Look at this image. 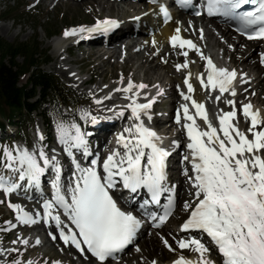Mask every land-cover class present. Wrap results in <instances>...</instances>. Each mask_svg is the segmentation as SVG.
Wrapping results in <instances>:
<instances>
[{
	"label": "snow or ice",
	"instance_id": "6c2138e0",
	"mask_svg": "<svg viewBox=\"0 0 264 264\" xmlns=\"http://www.w3.org/2000/svg\"><path fill=\"white\" fill-rule=\"evenodd\" d=\"M178 3L187 6L191 0H178ZM245 4L254 7L247 12H238L237 9ZM160 10L168 16L164 6ZM207 11L209 15L219 13L235 19L240 25L238 31L248 39H264V0H208ZM114 25L115 21L104 22L105 29ZM100 26L98 24L96 27ZM83 30L67 29L63 35L67 37ZM179 33L180 28L177 27L175 34L170 37L173 47L179 45L180 49H184L187 45L199 52L191 40L182 39ZM183 54L186 56L187 52ZM204 59L207 61V82L197 77L201 86L218 90L220 94L230 91L235 96V70L217 67L210 58ZM260 63L264 64V52L260 54ZM187 66L188 61L185 60L183 64H176L175 68L179 71ZM183 79L188 93L193 92L189 75H184ZM146 87L143 83L136 85L129 79L127 86L122 89L131 101L125 107L130 110L129 119L133 120V124L124 130L129 133L128 137H117L116 142L122 145L123 151L113 150L103 159L102 174L98 171V159H92L90 165L82 166L74 157L73 149H83L85 158L89 155L86 140L79 128L73 124L71 127L75 129V135H70L65 126H57L59 143L64 145V152L72 157L71 162L75 168L74 182L68 185L67 193L61 185L62 165L54 155L49 158L43 150L39 151L38 156L27 150H17L15 154L7 147L3 150L6 157L4 166L15 170L18 164L19 179L27 178L29 184L35 183L38 186L41 175L47 167H51L56 178L51 184L52 199L45 200L43 204V222H54L59 231V239L65 244L74 246L80 252L86 250L90 253L94 258L90 264H108L110 258L115 259L118 252L134 241L141 227L142 221L138 215L122 209L113 198L111 190L117 187L118 182L132 193L139 189L146 190L149 199L140 204L138 211L150 216L154 227L160 226L156 222L157 213H149L147 206L158 204L161 194L169 190L166 186L165 167L170 152L160 144L158 134L141 122L142 116L151 119L148 110L155 100V97H151L146 103L137 102L136 93ZM181 96L185 103L180 105L182 113L177 110L175 120L187 137L188 153L183 157V162H186L184 175L190 183L193 202H184L187 218L179 228L185 232L191 230L206 234L208 244L214 247H208L195 236L187 240L178 239L180 249H191L199 257L193 262L181 256L172 264H215L207 255L213 250H218L223 264H264V115L259 110L253 111L250 103L237 108L233 99H226L224 102L232 106V110L223 111L216 117L219 124L216 127L208 119L204 103L197 102L183 91ZM221 98V95L215 97L217 100ZM188 101H191L194 112L190 111ZM238 112H242L247 121L244 130L234 122ZM119 114L123 115V110ZM197 117L206 126L203 130L197 124ZM92 120L95 121L96 117L93 116ZM171 144L179 146L176 139H172ZM142 158H146V163H142ZM39 161L43 162V166ZM187 164L191 167L188 168ZM17 186V183L6 182L0 177V191L5 195L15 191ZM174 203L173 196H169L163 215L159 216L160 222L172 214ZM54 206L63 210L62 214L71 227L61 220L60 214L52 213ZM9 207L16 210V219L20 223L34 222L19 205L9 204ZM53 239H56L54 235ZM161 239L165 247L175 251L166 239ZM21 243L26 244L27 241ZM151 264H156V261Z\"/></svg>",
	"mask_w": 264,
	"mask_h": 264
},
{
	"label": "rangeland",
	"instance_id": "374dc122",
	"mask_svg": "<svg viewBox=\"0 0 264 264\" xmlns=\"http://www.w3.org/2000/svg\"><path fill=\"white\" fill-rule=\"evenodd\" d=\"M80 1L0 0V39L11 44L35 43L39 53L46 52L49 59L48 63L42 66L41 69L55 78L58 83L69 89L76 100L87 104L76 109L65 107L56 109L41 99V90L39 88L35 89L32 94L33 98L28 101L29 104L37 106L29 117L33 121V128L26 135L27 142L25 144L18 142L13 145H2L0 153L3 159L0 161V174L3 171V162L6 161L3 153L5 147L13 154L17 150H27L36 153L37 156L39 151L43 150L49 158L54 155L57 160L62 163L65 162L60 148L61 144L58 140L57 126L63 125L68 129L70 135H75V129L71 126L75 124L80 129V121H85L88 117L120 113L121 110L125 112V106L131 102L127 99L128 94L116 91L115 89H119L124 84L127 85L129 79L134 84H138L143 83L144 79L149 78L151 83H154L152 87H156L157 85L165 87V94L169 95V98L166 100L167 102L175 98L174 85L176 84L177 86L180 82L182 77L181 71L184 68L179 71L175 68L174 62L180 55L177 52L166 51L163 49L162 43L159 46L158 38H156L157 41L153 38L152 43H148L145 39L139 37L132 41L136 45L132 43L133 47H126L125 50L126 44L123 42H118L120 43L119 45L117 43L110 46L108 50H101L100 46L94 45L75 48L72 46L73 40L71 38L66 42H61L63 45L55 42L66 29L90 25L105 17L117 16L124 18L127 15H133L134 11H136L122 7L123 3H129L127 1L115 3L114 0H101V2L98 0L100 3L96 4L93 8L82 7ZM174 15L177 14L175 13ZM186 18L190 19V17ZM177 22L185 35H194V26L190 25L188 21L185 23ZM211 24L204 23L202 26L205 35L201 41L203 43L201 44V50L198 52L194 48L186 58L190 67V71L186 68V73L188 72L189 74L191 72V82L193 83V72L201 65L200 55L203 52L212 54L220 63L224 62L236 67L237 65H242L246 73H252L251 77L259 76L258 70L252 64L251 59H246L243 62L239 60L244 55H247V50H243L244 47L240 44L237 45L236 43L234 45L232 37L228 41L221 39L215 34ZM60 32L62 33L60 34ZM48 34L51 35L49 36ZM229 44H233V49L228 48ZM119 47L121 48V53L119 52ZM196 47H199L198 43H196ZM95 52L97 55H95ZM237 52L240 55H236ZM106 58H109V61ZM171 59L174 62H171ZM166 60H169L168 64ZM179 60L181 61L182 59ZM180 61H176V64H181ZM11 63L20 67L23 64V58L18 57L15 60L6 58L2 64L9 67ZM234 63L235 65H233ZM191 64L192 66H190ZM262 78H257V80L252 78L254 81L252 82L251 80L250 88L253 89V95H255L256 91L258 92L254 96V103L264 108V94L260 93L264 88L261 87L263 86L262 82H260ZM27 79L28 75L19 77L18 86H24ZM260 83L261 85L257 87V84ZM145 85L148 88V84L146 83ZM30 89L29 87L26 91L28 92ZM193 91L196 92L195 90ZM97 100L100 103H96ZM218 103L220 106H226L224 100ZM85 113L88 115L85 116ZM107 117L105 119L115 121V118L112 116ZM128 120L130 121L131 119L128 118ZM115 123L117 125L116 121ZM162 126H165L166 130L168 129L166 132H170V135L176 133L174 128L170 129L166 127V124L160 125L159 128L163 129ZM49 133L51 136L48 142L43 145L44 139ZM102 133L105 135L106 131ZM161 133L164 134L163 132ZM7 136H9L8 132L7 134H2L0 138ZM40 138L44 142H38ZM39 162L42 163V161ZM16 167L19 168L20 166L17 164ZM9 198L15 201V196L6 197L0 194V227L1 229L4 226L5 228L7 227L6 230L0 229V264H14L16 261H22L25 264H53V262H58V264H89V262L76 258L74 254L70 253L67 249H63L55 242H50L47 235H44L45 233H43L44 236L41 238H30L29 236L32 233L38 232L39 234L40 228L28 229L20 226L21 224L13 219L8 206H3L2 200L7 204ZM25 207L33 208L34 205L28 203ZM179 214L182 215V209L178 210L176 217H173L167 225L161 227L158 231H146V234L140 238L134 249L126 254L125 259L129 260L130 264H149L152 260L163 262L165 259L169 260L172 258L174 254L163 248L159 237H164L172 244L171 239H175V236L172 234L175 233L176 224L181 217L180 215L178 218ZM11 225L19 226L15 231L9 233L7 231L11 229ZM18 230H21V233ZM27 233L30 234L26 235ZM25 240L27 241L26 244L21 243V241ZM37 240H39V243H37ZM148 251L153 252L148 254ZM172 252L176 253V251Z\"/></svg>",
	"mask_w": 264,
	"mask_h": 264
},
{
	"label": "trees",
	"instance_id": "16d2710c",
	"mask_svg": "<svg viewBox=\"0 0 264 264\" xmlns=\"http://www.w3.org/2000/svg\"><path fill=\"white\" fill-rule=\"evenodd\" d=\"M18 57L23 58L20 67L12 63L9 67L2 64L6 58L15 60ZM48 61L46 52L39 53L35 43L11 44L0 39V129L19 119L21 131L18 138L24 141V135L33 125L29 119L33 109L27 103L33 92L28 93L27 88H40L42 97H48L54 107H76L73 93L41 70ZM24 75H28V79L24 86L19 87L18 79Z\"/></svg>",
	"mask_w": 264,
	"mask_h": 264
},
{
	"label": "bare ground",
	"instance_id": "6f19581e",
	"mask_svg": "<svg viewBox=\"0 0 264 264\" xmlns=\"http://www.w3.org/2000/svg\"><path fill=\"white\" fill-rule=\"evenodd\" d=\"M80 1V0H79ZM125 1H127V2H129V3H123L122 4V7L124 8V7H127L128 9H131V10H136V11H139L141 8H142V6H143V4H140V3H138L137 2V0H125ZM81 2V1H80ZM100 2H101V0H100ZM100 2H98V0H84V1H82L81 3V6L82 7H89V8H93L96 4H98V3H100ZM114 2L115 3H117V1L116 0H114ZM121 2V1H120ZM119 2V3H120ZM80 4V3H79ZM156 14V19H157V27L153 30V32H149V33H146V31L144 30L143 31V33L147 36V40L148 41H150V40H152L153 38H158V40H159V46H160V43H162L161 45H162V47L164 46V42H165V40H167V44L165 45V49L167 50V51H171V50H169V48L167 47V45H168V42H169V36L171 35V34H175V30H176V28L177 27H179L180 28V33L179 34H181L182 35V29H181V27L179 26V24H178V22L177 21H180V22H182V23H185V22H187L188 21V23H190V24H192L194 27H201V23L199 22V20L198 19H196L195 17H190V19L188 20L186 17H185V15H183V14H179L176 18L172 15L171 17H172V19L169 21V22H163L162 20H161V17H160V15H158V13L156 12L155 13ZM160 17V18H159ZM177 20V21H176ZM215 27V31L220 35V38H223L224 40H226V41H228L229 40V38H228V35H226V34H224V32L223 31H221L218 27H217V25H215L214 26ZM78 29H84L83 31H78L75 35H69V36H67V37H65L64 35H62V36H60L59 38H57L56 40H55V42L56 43H58V44H61V45H63V43H61V42H66L67 40H69V38H71V40H76V39H79L80 37H82V36H84V35H86L87 34V29L89 30V28H86V27H84V28H78ZM133 33L131 32V31H128V32H124V33H122L120 36H116L114 39H112L111 41H110V43H109V45L110 44H117L118 42H123L122 40H125V39H123L124 37H126V36H130V35H132ZM153 41V40H152ZM156 41H157V39H156ZM125 42V41H124ZM120 43H118V45L120 44ZM148 43H152V42H148ZM238 44H243L242 43V41L241 40H239V43ZM247 44V43H246ZM118 45H117V47H118ZM249 45V47H250V52H249V54L247 55V57L246 58H251V60H255L257 57L255 56V55H257L256 54V50H257V52H258V46H259V44L258 43H249L248 44ZM133 47V45L132 44H130V43H127L126 44V46L124 47V50L126 49V47L127 48H129V47ZM101 48V47H100ZM114 52V51H113ZM119 52L121 53V48L119 47ZM118 52V53H119ZM164 52V51H163ZM173 52V51H172ZM90 53V52H89ZM96 53V52H95ZM139 54V53H138ZM89 55V54H88ZM95 55H97V53L95 54ZM119 55V54H118ZM159 55V54H158ZM236 55H239V52H237L236 53ZM90 56V55H89ZM113 56H114V54H113ZM95 57V56H94ZM137 57V56H136ZM141 57V56H140ZM157 57V56H156ZM88 58V57H87ZM138 58V57H137ZM97 59V58H96ZM107 59V58H106ZM109 59V58H108ZM107 59V60H108ZM139 59V58H138ZM90 60V59H89ZM142 60V59H141ZM246 60V59H245ZM109 61V60H108ZM153 61V60H152ZM87 62V61H86ZM142 62V61H141ZM146 62H147V60H146ZM182 62V61H181ZM105 63V62H104ZM166 63L168 64L169 63V60H166ZM142 64V63H141ZM254 64H255V68H258V71H259V73L260 72H262L263 73V68L260 66V64L259 63H256V61H254ZM190 66H192V64L190 65ZM159 69H160V67H158ZM187 69H189V71H190V67H187ZM187 69H186V71H187ZM94 70V69H93ZM248 71V70H247ZM182 72V71H181ZM93 73V72H92ZM184 73V72H183ZM188 73V72H187ZM191 73V72H190ZM187 74V75H191V74ZM62 74V73H61ZM173 75V74H172ZM184 75H185V73H184ZM98 76H99V74H98ZM173 76H175V75H173ZM238 76V75H237ZM240 76V75H239ZM147 77V76H146ZM190 77L191 76H189V79H190ZM148 78V77H147ZM173 78V77H172ZM190 82V81H189ZM144 83H147L148 84V88H151V86L154 84V83H151V80L148 78V79H144ZM191 83V82H190ZM192 84V86H193V83H191ZM171 85V84H170ZM259 85H261V83L260 84H257V87H259ZM178 86H181V81H180V83H179V85ZM261 87H263V86H261ZM262 89V88H261ZM171 91V90H170ZM262 93V92H261ZM198 99H203L202 97H197ZM137 101L139 102V103H142L139 99H137ZM218 105H219V103H218ZM220 108V107H219ZM263 115H264V113H263ZM108 118V117H107ZM110 119V118H109ZM112 122H110V120H108V123L107 124H104V126H103V128H102V132H104V131H106V133L110 130V128L112 129V126L115 124L116 125V123H115V121L114 120H111ZM110 122V123H109ZM162 128L164 129H161V130H163V133H167L166 131L168 130H166L165 129V126H162ZM160 129V128H159ZM97 131H98V129H97ZM165 131V132H164ZM48 147V146H47ZM5 174L4 173H2V175H1V177L2 178H4L5 179V181L6 182H12V180H13V177H12V175L13 176H15V179L13 180V182L14 183H17L20 179H19V175H15V172H14V170H12V169H6L5 170ZM184 200V199H183ZM183 200H181V202H180V204H182V202H183ZM18 201H20V202H22V200H18ZM22 230V229H21ZM20 230V231H21ZM19 231V230H18ZM19 231V232H20ZM18 233V232H17ZM21 233V232H20ZM20 233H19V235H20ZM170 233H171V231H170ZM15 234V233H14ZM14 237H15V235H14ZM17 237V236H16ZM57 241V240H56ZM58 242V241H57ZM146 244H148V243H146ZM57 245H58V243H57ZM150 246V245H149ZM145 247H146V245H145ZM151 248V247H150ZM69 252H71V250L69 249L68 250ZM153 251H148V254H151ZM154 253H156V252H154ZM182 255V254H181ZM184 256H186V255H184ZM156 259V258H155ZM190 260H192L193 262H196L197 260H198V258L197 259H191L190 258ZM125 261H129V260H126L125 259ZM121 264H129V263H125V262H123V263H121Z\"/></svg>",
	"mask_w": 264,
	"mask_h": 264
}]
</instances>
